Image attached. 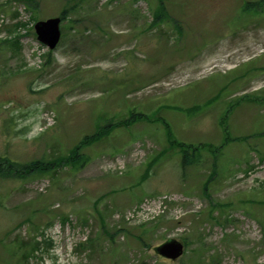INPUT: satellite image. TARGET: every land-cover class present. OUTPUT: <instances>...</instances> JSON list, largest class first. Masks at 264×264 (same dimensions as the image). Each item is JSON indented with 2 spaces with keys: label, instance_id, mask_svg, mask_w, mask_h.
I'll return each instance as SVG.
<instances>
[{
  "label": "rangeland",
  "instance_id": "rangeland-1",
  "mask_svg": "<svg viewBox=\"0 0 264 264\" xmlns=\"http://www.w3.org/2000/svg\"><path fill=\"white\" fill-rule=\"evenodd\" d=\"M63 13L48 56L34 24ZM0 24V158L108 129L0 177V264H264V0H0Z\"/></svg>",
  "mask_w": 264,
  "mask_h": 264
},
{
  "label": "trees",
  "instance_id": "trees-1",
  "mask_svg": "<svg viewBox=\"0 0 264 264\" xmlns=\"http://www.w3.org/2000/svg\"><path fill=\"white\" fill-rule=\"evenodd\" d=\"M74 8H75V5L71 7V9H74ZM154 13H155V19H154L155 21L153 23H155L157 21H161V20L164 21L165 17H169L167 9L165 8V6H163L161 9H157ZM64 15H65V13H63V15H62L65 18ZM49 55H50V53L48 54V56ZM128 121L130 122L133 120L130 119ZM165 127L167 130L166 131V138H167V141L169 142L171 147H173L175 145L185 146V144L180 143L176 139H174V136H172V131H171V128H170L168 123L165 124ZM112 130H113V128H112ZM106 132H108V129L103 128L91 136H86L81 141V144L76 145L73 149L70 150V152L67 155H65V156L59 155L57 157L50 159L49 161H45V160L31 161L28 164L20 165L19 163L10 161L7 158H4V157L0 158V177H6V176L22 177V176H24L23 174L29 175L32 172H41V171L42 172H45V171L55 172V169L58 166H62L63 164H70V166H72L74 168H77V166H82V164L84 162H86V160H87L86 155H83L80 153V148H81L82 144H88V143H92L94 141H97L100 138H102ZM209 148L210 149L212 148L214 150L215 147L209 146ZM199 160H200V154L195 155L194 152L189 153L188 150L184 151L183 164H187V163L191 164V163L197 162ZM66 219H67V216H64L63 221H65ZM26 246H27V243L23 242L21 249H27V250H25L22 253V255H21L22 260H27L29 255H31V253L33 252V249H35V246H33V247L29 246L30 250ZM23 247H25V248H23Z\"/></svg>",
  "mask_w": 264,
  "mask_h": 264
},
{
  "label": "water",
  "instance_id": "water-1",
  "mask_svg": "<svg viewBox=\"0 0 264 264\" xmlns=\"http://www.w3.org/2000/svg\"><path fill=\"white\" fill-rule=\"evenodd\" d=\"M59 24L60 18H51L36 24L38 39L51 49L56 47L61 37ZM155 251L163 257L175 260L183 254L184 245L176 239H169L157 246Z\"/></svg>",
  "mask_w": 264,
  "mask_h": 264
}]
</instances>
